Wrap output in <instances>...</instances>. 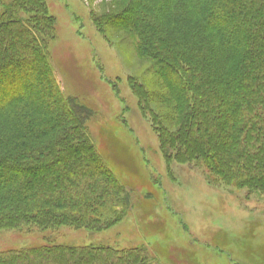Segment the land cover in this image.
<instances>
[{
	"label": "trees",
	"instance_id": "16d2710c",
	"mask_svg": "<svg viewBox=\"0 0 264 264\" xmlns=\"http://www.w3.org/2000/svg\"><path fill=\"white\" fill-rule=\"evenodd\" d=\"M125 10L123 26L137 38L138 57L183 109L170 129L129 79L165 161L198 163L212 182L264 194V0H130ZM54 33L44 0H0V232H97L130 208V190L109 174L88 135L91 111L59 89L48 51ZM31 75L32 85L24 79ZM152 258L142 247L0 251V264Z\"/></svg>",
	"mask_w": 264,
	"mask_h": 264
},
{
	"label": "rangeland",
	"instance_id": "374dc122",
	"mask_svg": "<svg viewBox=\"0 0 264 264\" xmlns=\"http://www.w3.org/2000/svg\"><path fill=\"white\" fill-rule=\"evenodd\" d=\"M44 1L55 20L48 51L59 89L91 111L88 135L109 174L130 190V208L97 232L2 230L0 251L46 244L142 247L152 264H264V194L212 182L198 163L165 161L129 79L170 129L183 109L153 65L137 55V38L123 26L130 0ZM33 76L24 79L32 85Z\"/></svg>",
	"mask_w": 264,
	"mask_h": 264
}]
</instances>
